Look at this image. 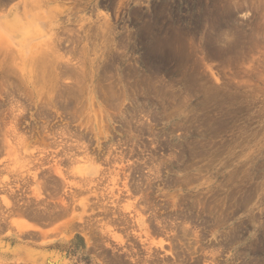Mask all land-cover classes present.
I'll list each match as a JSON object with an SVG mask.
<instances>
[{"label":"rangeland","instance_id":"374dc122","mask_svg":"<svg viewBox=\"0 0 264 264\" xmlns=\"http://www.w3.org/2000/svg\"><path fill=\"white\" fill-rule=\"evenodd\" d=\"M0 264H264V0H0Z\"/></svg>","mask_w":264,"mask_h":264},{"label":"bare ground","instance_id":"6f19581e","mask_svg":"<svg viewBox=\"0 0 264 264\" xmlns=\"http://www.w3.org/2000/svg\"><path fill=\"white\" fill-rule=\"evenodd\" d=\"M8 24L14 27L16 30L23 31V32H28L31 29V25L27 27L23 26V24L20 22V20L17 19V17H14L13 19H9Z\"/></svg>","mask_w":264,"mask_h":264}]
</instances>
